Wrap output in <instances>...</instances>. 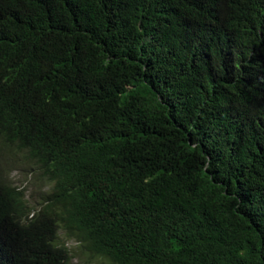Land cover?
I'll use <instances>...</instances> for the list:
<instances>
[{
	"label": "trees",
	"instance_id": "1",
	"mask_svg": "<svg viewBox=\"0 0 264 264\" xmlns=\"http://www.w3.org/2000/svg\"><path fill=\"white\" fill-rule=\"evenodd\" d=\"M62 229L110 264H264V0H0V264H71Z\"/></svg>",
	"mask_w": 264,
	"mask_h": 264
},
{
	"label": "rangeland",
	"instance_id": "2",
	"mask_svg": "<svg viewBox=\"0 0 264 264\" xmlns=\"http://www.w3.org/2000/svg\"><path fill=\"white\" fill-rule=\"evenodd\" d=\"M27 167H29V165L19 166L17 169L12 170L11 178L18 186L26 189L27 194L30 195L31 205H37V203L41 201V197L38 192L35 191L37 188L34 178L35 175H32L31 170H27ZM59 244L64 245L70 250L72 256L71 264H110V262L104 258L90 257L78 241L68 234L66 229H62L59 232Z\"/></svg>",
	"mask_w": 264,
	"mask_h": 264
}]
</instances>
